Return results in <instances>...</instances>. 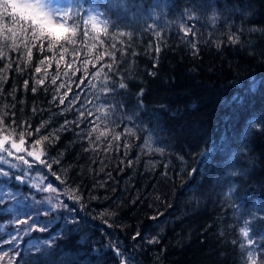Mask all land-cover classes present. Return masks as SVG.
Wrapping results in <instances>:
<instances>
[{"label":"trees","instance_id":"16d2710c","mask_svg":"<svg viewBox=\"0 0 264 264\" xmlns=\"http://www.w3.org/2000/svg\"><path fill=\"white\" fill-rule=\"evenodd\" d=\"M135 2L142 7L131 8L123 19L116 20L122 13H112L121 29L133 32L128 63L121 66L128 87L120 90L122 96L118 99L127 103L129 110L138 99L142 100L141 119L148 130L138 133L140 140L128 137L134 146L127 156L122 146L119 152L103 151L106 143H101L96 152H84L88 142L77 139L79 129L74 125L72 130L61 133L58 141L46 142L48 156L60 159L53 170L62 177L67 170L66 183L79 186L87 207L80 210L63 196L77 212L60 210L61 221L48 231H35L33 235L47 237L62 232L65 227L73 231L64 232L51 249L45 248L49 255L42 254L45 249L21 252L13 264H119L115 253L103 247L111 240L120 242L121 250L132 264H240L239 243L243 237L239 229L246 226V220L252 229L250 237L264 247L261 239L264 237L261 218L264 217V130L253 128L246 137L243 134L248 118L264 114V0ZM214 14L219 17L215 21L211 19ZM190 16L194 18L189 19ZM182 24L194 26L196 35L184 37L180 31ZM149 25L154 28L149 29ZM114 31L115 28L110 29ZM155 31L161 33L159 40L154 36ZM230 33H236L240 43L230 44L227 39ZM185 41L196 43L198 55L192 54ZM215 41L221 43L219 49ZM108 42L113 41L109 38ZM150 44L153 49L149 48ZM157 44L161 46L158 55L154 51ZM131 51L138 54L132 57ZM45 54L52 55L33 49L32 66L20 74L16 67L19 64L24 68L21 53L8 52L13 67L7 82L0 85V115L7 112L4 122L16 127L17 132L21 130L17 127L21 122L27 121L34 130L42 121H48L41 131V135L47 134L65 118L75 120L78 115L75 112L58 115L63 106L58 99L52 101L56 87L51 84V75L56 70L54 63L48 69L51 75L45 79V85L32 92L35 81L30 77ZM6 62L0 60V68ZM25 79L29 80L27 89ZM253 81L256 88L250 91ZM94 82L97 88L85 87L84 92L91 99L100 95L102 101L101 85ZM73 88L79 91L74 85ZM13 89H16L14 93ZM141 89L143 95L138 98L136 94ZM64 91L61 89V93ZM237 94L243 97V105L232 101ZM33 108L37 109L35 114ZM132 123L128 122L130 127ZM88 127L87 122L81 124L85 130ZM122 128L123 124L117 131ZM149 133L153 136V148L163 147V154L148 153L136 146ZM36 138L34 133L28 142ZM215 146L222 147L212 153L208 165H201L206 168L204 175L197 173L189 178L187 170L197 165L200 152ZM129 159L133 161L131 167L127 163ZM232 172L238 174L233 176ZM104 181L107 183L99 187L98 182ZM0 182L29 188L19 185L14 177L10 182L0 177ZM49 182L61 190L64 188L50 173ZM91 196L98 199H90ZM106 209L115 215L101 219L98 214ZM158 213L162 215L157 216ZM77 214L79 225H65L63 218ZM4 216L7 214L0 211V218ZM93 216L97 218L92 219ZM153 216L157 219H150ZM137 232L140 236L134 241L132 237ZM153 236L158 237L159 243H147ZM233 240L237 243L233 244Z\"/></svg>","mask_w":264,"mask_h":264},{"label":"snow or ice","instance_id":"6c2138e0","mask_svg":"<svg viewBox=\"0 0 264 264\" xmlns=\"http://www.w3.org/2000/svg\"><path fill=\"white\" fill-rule=\"evenodd\" d=\"M142 7L137 4L135 0H0V60L8 61L0 68V85L7 82L9 79L8 72L12 69L13 65L8 52H20L21 59L24 61V68L17 64L16 71L23 74L24 70L32 66L33 49H37L41 53H52L51 56L43 55L35 66V73L30 77L35 81V86L32 87V92L37 91L38 86L45 85V79L51 75L48 71L55 64V74L51 75V84L56 87L53 90L52 101L59 100V105H62L58 115H65V113L75 112L78 113L75 120L64 119L63 123L58 128H54L47 134L41 135L42 129L48 125V121H42L34 130L31 124L27 121L21 122L19 127L21 130L17 132L16 127L5 124L4 118L8 115L3 112L0 115V165L7 166L8 169L14 171H7L5 168L0 167V177L7 178L10 182L14 180L19 185L27 186L30 189L42 193H49L43 201L36 200L33 204H26L29 196L23 195L21 191L16 192H0V195H8L10 199L16 200L21 210L25 208H35L36 205L46 204L48 207L41 213L37 210V215L49 216L50 213H56L60 210H65L69 213H76V207H70L65 200L60 197L64 196L68 201H72L74 205H78L80 210H84L87 205L83 203V196L80 188L71 187L66 183L67 170H64V175L57 174L53 170L54 164H59V158H52L48 156L45 143H54L60 139V134L72 130L71 126H75L79 131L76 132L78 140H87L88 147L83 149L84 152H96L101 143H106L107 147L103 149L105 152H111L115 149L120 151L121 146L124 149V155H128V151L134 146L129 142L128 137L140 140L138 135L141 131H147V125L141 119V114L144 109L142 100L138 99L136 105L129 110L127 103L118 97L122 96L120 90H126L128 85L126 77L121 75V66L128 63L127 57L129 49L132 47L131 41L133 39V32L126 31L120 28L116 20L123 19L131 8ZM118 11L123 16H117L116 20L112 18V13ZM194 17L190 16L189 19ZM219 17L214 14L212 20L215 21ZM149 29L154 28V25H149ZM115 28L116 31L110 32V29ZM180 31L183 32L184 37L196 35L193 27L185 25L180 26ZM243 31V29H240ZM154 36L159 40L161 33L154 32ZM120 37H127L128 40H122ZM109 38L113 41L109 43ZM228 42L232 45L240 43V37L236 33H230L227 36ZM186 45L192 49L193 55H198L199 49L193 41H185ZM215 46L219 49L221 43L215 41ZM150 49L153 46L149 45ZM22 49V51H21ZM155 53L158 55L161 51V46L157 44L154 47ZM138 53L131 51L130 55L135 57ZM71 59H67V57ZM63 65V70L61 66ZM155 67V65H154ZM94 69V71H93ZM43 73V75H39ZM77 73L81 75L77 76ZM154 74V73H152ZM66 79H61V77ZM76 77V80L72 78ZM118 77V79H114ZM61 82L57 84V81ZM98 81L101 87L99 92L104 97L101 101V96H95V99L88 98L85 87L91 89L97 88ZM24 88L27 89L29 80H24ZM78 89L75 91L73 88ZM83 86V87H82ZM256 82L250 83V91H255ZM61 89H66L61 93ZM16 89H13V93ZM47 91V88H45ZM71 93V98L69 94ZM83 93V98L81 96ZM137 97L143 95V89L136 94ZM50 101V103L52 102ZM97 101H101L97 103ZM232 101L237 105H243V97L239 94L232 97ZM91 105L92 107H89ZM5 108L8 106L5 105ZM14 107V105H13ZM94 109V110H93ZM37 111L33 108V113ZM14 116L15 113H12ZM57 115V114H53ZM89 117L93 119L89 120ZM87 122L89 127L87 130L81 128V124ZM128 122H133L130 127ZM16 121H12L15 125ZM123 124L121 131H117ZM257 131L264 130V114H255L246 120V127L243 134L246 137L252 129ZM34 133L38 138L28 142V138L32 137ZM153 136L149 133L143 137V142L136 145L141 150L148 153L156 152L163 154L165 149L163 147L153 148ZM222 146L209 147L202 150L199 154V161L197 165L187 170L189 178L194 177L197 173L201 176L206 171L205 167L201 165H208L213 152ZM63 156V153L60 154ZM139 157H137L138 159ZM183 161L184 158L180 157ZM120 163H124L123 160ZM128 166L131 167L133 161H127ZM185 165L187 162H184ZM167 167V165H165ZM47 170L46 172L44 170ZM184 169H181L183 171ZM103 171V168H101ZM49 173L55 177L56 181L64 185L61 190L49 181ZM237 172H232L231 175H237ZM109 177L111 173L107 174ZM167 176V173H164ZM104 182H98L99 187H103ZM97 185H94V188ZM3 183L0 182V188ZM230 189V191H233ZM21 197V199H17ZM34 199V198H33ZM90 199H98L91 196ZM157 199H160L157 197ZM0 203H3L0 200ZM11 211V209H10ZM102 219L105 215H115L105 211L98 214ZM162 215L158 213L157 216ZM153 216L150 219H157ZM93 216L92 219H96ZM264 219V217H261ZM65 225L81 223L78 214L63 218ZM29 221H32L30 224ZM18 224L28 225L29 230H36L44 232L48 230V226L52 223L51 220L44 225L37 227V222L33 220L32 215H28L27 219L17 220ZM103 223L109 228L112 227L107 220ZM250 221H245V227L240 228V235L243 241L239 243L240 250V264H264V247H260V241L251 238L250 233L252 229L248 227ZM73 229L65 227L62 232L57 233L50 239L43 243L47 249H51L56 239L60 238L64 232L71 233ZM140 233L137 232L133 235L132 239L135 241ZM17 237L12 236L11 240L5 243L11 244L16 241ZM261 239H264L262 237ZM119 241L111 240L108 244L104 245L105 248H110L115 256L119 258V264H132L126 258L124 252L119 246ZM147 243H159L157 236L147 239ZM233 244L237 241L233 240ZM33 248L36 252H41L39 244H34ZM47 249L42 253L49 255ZM18 254V253H17ZM8 252L0 254V261L8 257ZM15 256L8 260V264H13Z\"/></svg>","mask_w":264,"mask_h":264},{"label":"rangeland","instance_id":"374dc122","mask_svg":"<svg viewBox=\"0 0 264 264\" xmlns=\"http://www.w3.org/2000/svg\"><path fill=\"white\" fill-rule=\"evenodd\" d=\"M16 191H21L23 195L29 196V199L25 202L26 204H33L36 200L43 201L45 197L50 195L49 193H42L34 189L15 187L13 184L8 183H3V187L0 188V192L4 193H14ZM17 199H21V197H17ZM60 199L64 200L63 196H61ZM0 200L3 201V203H0V211L7 214V216L0 218V254L5 251L9 253V256L0 261V264H8V260L11 257L15 256L16 259L21 252L35 251L33 248L34 244H39L41 249L47 248L43 242L56 235L58 232H54V234L52 233L47 237L34 236L33 233L36 230H29L28 225L18 224L16 221L27 219L28 215H32L33 220L37 222L36 226L40 227L51 220L52 223L48 226L49 230L55 222L61 221L59 211L50 213L49 216H44L42 214L37 215V210L42 213L48 206L46 204H41L36 205L35 208H25L21 210L16 200L10 199L8 195H0ZM29 223L31 224L32 221H29ZM12 236L17 237L16 241H13L11 244L5 243V241L11 240ZM14 261L15 260H13V262Z\"/></svg>","mask_w":264,"mask_h":264}]
</instances>
